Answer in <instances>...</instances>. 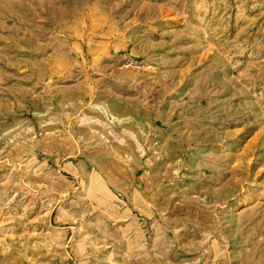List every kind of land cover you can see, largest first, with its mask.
Here are the masks:
<instances>
[{"label":"rangeland","instance_id":"374dc122","mask_svg":"<svg viewBox=\"0 0 264 264\" xmlns=\"http://www.w3.org/2000/svg\"><path fill=\"white\" fill-rule=\"evenodd\" d=\"M0 264H264V0H0Z\"/></svg>","mask_w":264,"mask_h":264}]
</instances>
